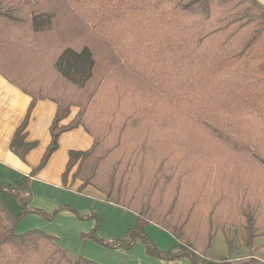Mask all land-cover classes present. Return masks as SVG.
<instances>
[{
  "label": "trees",
  "instance_id": "16d2710c",
  "mask_svg": "<svg viewBox=\"0 0 264 264\" xmlns=\"http://www.w3.org/2000/svg\"><path fill=\"white\" fill-rule=\"evenodd\" d=\"M0 76L31 98L10 151L23 160L29 113L56 104L51 141L31 174L81 127L93 139L69 153L67 176L134 213L120 240H83L191 264H264L210 255L218 232L229 256L264 236V7L256 0H0ZM77 114L66 126L60 123ZM0 264H97L73 256L38 230L17 234L29 213V179L0 187ZM84 219V217H80ZM149 224L176 241L161 251Z\"/></svg>",
  "mask_w": 264,
  "mask_h": 264
},
{
  "label": "crops",
  "instance_id": "0c3cea01",
  "mask_svg": "<svg viewBox=\"0 0 264 264\" xmlns=\"http://www.w3.org/2000/svg\"><path fill=\"white\" fill-rule=\"evenodd\" d=\"M256 1L264 7V0ZM30 102L29 96L0 76V187L13 188L28 178L31 192L30 209L47 215L57 210L59 212L50 220L37 213H29L17 224L15 232L23 234L38 230L52 236L56 245L67 253L97 264H191L186 259L163 261L149 257L140 242H136L130 250L124 251L110 250L91 240H83V235L89 234L96 225L95 220L85 218L91 214L100 218L97 236L104 241L122 239L127 231L135 227L137 217L128 210L105 202L90 187L77 192L78 184L72 183L76 168L68 174L66 184L63 183L69 153L84 152L93 145V139L81 127L62 133L58 139V149L43 168L31 174L40 164L50 144V128L57 106L49 100H40L34 104L27 121L26 141L36 143V146L20 160L10 151V142L17 128L23 123ZM74 114L75 111L72 110L60 126L68 125ZM0 198L13 217L19 215V205L14 198L4 191H0ZM146 232L161 251H169L176 245L175 239L156 225L149 224ZM258 240H264V236ZM258 240L250 257L253 256L264 263V243L259 245ZM255 254H259V258ZM240 258L236 256L234 260Z\"/></svg>",
  "mask_w": 264,
  "mask_h": 264
},
{
  "label": "rangeland",
  "instance_id": "374dc122",
  "mask_svg": "<svg viewBox=\"0 0 264 264\" xmlns=\"http://www.w3.org/2000/svg\"><path fill=\"white\" fill-rule=\"evenodd\" d=\"M34 1H36V0H34ZM72 110L75 111V114L73 116V119H74V117L77 114V111L78 110L76 108H71L70 111L72 112ZM71 112H70V114H71ZM257 243L260 245V244L264 243V240H258ZM253 248H254V246H253ZM253 248H252V250H253ZM252 250L247 251V250L241 248V246H240V249L236 250V252H234V254L232 256H229V252H228V248H227V245H226L224 236L222 235L221 232H218L216 234L214 240H213L212 248L210 250V255L214 259L229 258V260H232L233 261L234 260V257H236V256H239V257H249V258H251L250 256L252 255ZM255 256L259 258L260 255L259 254H255ZM252 258H253V256H252ZM263 258H264V256H263ZM255 259L256 260H259L257 258H255Z\"/></svg>",
  "mask_w": 264,
  "mask_h": 264
}]
</instances>
